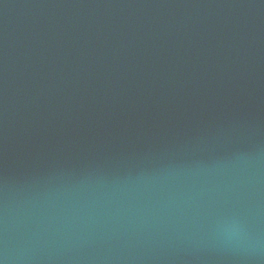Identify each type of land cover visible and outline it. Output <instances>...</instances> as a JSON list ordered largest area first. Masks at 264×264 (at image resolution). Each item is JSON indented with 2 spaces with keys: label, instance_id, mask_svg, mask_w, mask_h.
<instances>
[{
  "label": "water",
  "instance_id": "obj_1",
  "mask_svg": "<svg viewBox=\"0 0 264 264\" xmlns=\"http://www.w3.org/2000/svg\"><path fill=\"white\" fill-rule=\"evenodd\" d=\"M0 264H264V0H0Z\"/></svg>",
  "mask_w": 264,
  "mask_h": 264
}]
</instances>
